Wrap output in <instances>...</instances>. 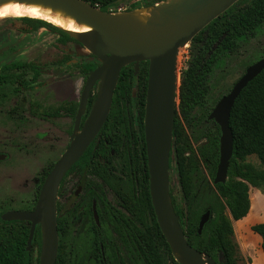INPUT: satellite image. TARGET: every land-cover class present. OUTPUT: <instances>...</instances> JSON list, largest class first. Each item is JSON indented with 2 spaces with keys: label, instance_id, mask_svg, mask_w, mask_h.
Segmentation results:
<instances>
[{
  "label": "trees",
  "instance_id": "trees-1",
  "mask_svg": "<svg viewBox=\"0 0 264 264\" xmlns=\"http://www.w3.org/2000/svg\"><path fill=\"white\" fill-rule=\"evenodd\" d=\"M84 1L92 6L107 9L112 7L117 0ZM166 1L168 0H151L145 4V7H154ZM233 8L234 6L209 24L191 42L193 54L189 60L188 68L181 77L180 104L175 116L173 150L170 155V171L175 164L180 179L183 201L181 208L173 197L172 190H170V195L174 212L180 218L184 235L189 245L211 257L218 264L237 263L234 256L236 245L233 241L235 233L232 221L243 220L249 215L251 188L264 191V170H257L253 165L247 163L249 157L254 156L260 165L264 166V71L248 84L235 102L230 118L234 146L228 180L224 184L214 185L220 160L221 132L219 126L209 120L211 112H203L209 93L208 79L219 56L235 53L239 48V41L255 37L257 30L264 24V0H252L248 6L231 15ZM21 21L24 25L22 29L24 33L30 34L46 30L60 39L78 43L65 31L45 21L29 18L21 19ZM213 47H215L214 51H212ZM211 51L212 54L207 57ZM98 66L99 64L92 62L83 65L82 72L86 76L85 78L87 79L88 75ZM17 70H30L33 73L32 82L37 83L45 72L46 66L37 63H14L3 66L0 71ZM148 70L149 62L141 63L138 75H135L133 65L122 70L107 123L97 139L70 170L68 176L76 170L79 175L86 172L90 196L87 209L91 210V199L97 201L100 209H105L103 187L112 188L110 162L113 157L110 150H114L116 155L120 151L124 153V170L128 179L131 172L143 176V182L139 183V186L135 183L134 178H130L131 187L135 189L138 186L137 192L141 193L142 191L140 196H137L136 199L129 192L130 195L123 198L124 207L130 214L129 222L124 225V229L130 235L135 236V242L132 247L128 248V259L131 256L133 258H131L132 262L131 259L129 260L130 263L181 264L162 234L150 196L144 141ZM6 79L4 74H0V87L5 84ZM135 89L136 98H133ZM96 101L97 95L90 99L87 108L88 115ZM62 110H66V108H58L52 114L55 115ZM67 111L75 116L77 105ZM199 111L202 112L203 121L207 126L202 138H199L194 145L193 138L188 134L184 122L190 125ZM136 128L140 129L142 133V145L134 143L132 140V138L134 139L133 135L138 133ZM202 140H206V144L200 145ZM107 141L108 144H106ZM201 162L207 167L211 185L204 191L208 204L196 211L191 204V199L195 187V174L198 172ZM51 169L52 166L48 173ZM92 177L98 178L101 183H96ZM93 188H98L99 192H95ZM208 211L211 212V218L205 225L202 234H199L200 219ZM226 212H229L231 217L227 216ZM136 221L141 222L142 225L139 226ZM62 223L61 217L59 218L60 230H62ZM0 224V264H7V258H10V264H31V256L26 251L28 230L19 234L20 237L16 234L15 238H10L8 241L3 233L2 224L4 222L1 218ZM113 226L117 228L115 221H113ZM251 231L261 237V249L264 253V223L252 226ZM42 236L43 233L38 231L36 238L40 246H43ZM12 246H18V251L20 250L22 254L20 258L10 254ZM42 250L39 249V257L42 255ZM13 252L16 253L17 248L13 249ZM120 260L121 264H128L124 259V254Z\"/></svg>",
  "mask_w": 264,
  "mask_h": 264
},
{
  "label": "rangeland",
  "instance_id": "rangeland-1",
  "mask_svg": "<svg viewBox=\"0 0 264 264\" xmlns=\"http://www.w3.org/2000/svg\"><path fill=\"white\" fill-rule=\"evenodd\" d=\"M150 1L117 0L110 8L96 7L114 14L141 13L147 9L144 8L145 4ZM176 1L168 0L154 7L161 8L163 14H166L171 8L177 11L189 0L175 3ZM251 1L240 0L231 10V15L248 6ZM23 28L21 20L0 21V70L3 66L14 63L44 64L46 70L36 84L32 82L33 73L30 70L0 71V74L7 77L5 84L0 87V154L7 155V159L0 162V215H4L6 211L32 209L35 206L41 183L45 180L50 167L68 149L74 132L71 118L64 117L63 113L57 116L52 113L61 106L68 107L80 101L86 82L82 72L83 65L90 62L100 64L98 59L78 43L60 39L46 30L27 34L22 32ZM238 45L235 53L219 56L213 67L208 79L209 93L203 112H212L220 99L227 95L244 75L246 69L264 58V24L257 30L255 37L241 40ZM214 50L215 47L212 51ZM192 54L191 42L180 50L177 61L180 84ZM68 60L70 62L65 65V61ZM100 90L101 81H98L91 97L98 96ZM184 126L196 145L207 125L203 121L202 112L199 111L191 124L184 122ZM206 142L202 140L199 144L204 145ZM124 159V153L120 151L110 165L112 188H107L106 192L113 205L117 204L118 195L131 190L130 179H127L121 170ZM247 163L257 170H264V166H261L254 156L249 157ZM75 179L76 177L72 176L64 182L58 197V206L61 209L70 204L68 194ZM92 179L99 183L98 179ZM210 185L207 167L201 162L195 174V187L191 199L196 211L208 204L204 191L209 189ZM170 190L181 208L183 204L181 184L175 164L170 171ZM250 200L252 208L249 219L256 218L252 222L254 225L264 222V191L251 188ZM226 214L230 217L229 212ZM251 228L252 226L246 230L238 229L233 237L236 245L234 253L236 264H253L258 254L263 255L261 243Z\"/></svg>",
  "mask_w": 264,
  "mask_h": 264
},
{
  "label": "water",
  "instance_id": "water-1",
  "mask_svg": "<svg viewBox=\"0 0 264 264\" xmlns=\"http://www.w3.org/2000/svg\"><path fill=\"white\" fill-rule=\"evenodd\" d=\"M7 1L11 0H0V3ZM56 1L77 20L93 27L95 30L93 33L65 32L97 58L101 65L89 74L81 94L71 144L46 177L35 209L32 212L8 213L3 220L30 221L32 229L29 246L36 226L41 225L43 254L40 264H55L59 247L57 201L60 185L68 171L88 150L107 122L122 70L134 64L137 74L140 64L149 62L144 131L150 196L158 225L181 264H218L211 257L189 245L180 218L175 214L172 206L170 155L181 86L177 76V61L180 50L187 43L192 42L202 30L240 0H189L177 11L173 8L169 9L170 12L166 14L162 12V18L150 22L147 39L135 35L132 26L119 18L116 13L100 10L84 0ZM263 71L264 58L246 69L244 75L235 83L232 90L220 99L209 116V120L219 126L221 132L220 160L214 185L224 184L228 180L234 146L230 118L235 102L248 84ZM98 81H101L100 93L81 128L82 117ZM6 159V155L0 154V162ZM93 209L95 219L98 221L95 205ZM210 218L209 211L201 217L199 234H202ZM201 257L206 258L205 263L201 262Z\"/></svg>",
  "mask_w": 264,
  "mask_h": 264
},
{
  "label": "flooded vegetation",
  "instance_id": "flooded-vegetation-1",
  "mask_svg": "<svg viewBox=\"0 0 264 264\" xmlns=\"http://www.w3.org/2000/svg\"><path fill=\"white\" fill-rule=\"evenodd\" d=\"M69 62H70L69 60L65 61V65H67ZM100 65L101 64H99V66ZM131 65H133L135 69V65L134 64H131ZM139 70H140V67H139ZM138 73L135 75H138ZM136 93L137 92L135 89V93L133 91V98H136ZM91 96H92V93H91ZM91 98L92 97H90V99ZM80 100H81V97H80ZM79 104H80V101L77 102L76 104H71L70 106L65 107L66 110H62L59 112V113H63L64 117H68L73 120V126H72L73 129L75 127V120H76V116L79 110ZM76 105H77L76 115L72 116L71 113L67 110H69L70 108ZM88 105H89V102H88ZM59 113L55 114V116L59 115ZM88 116L89 115L87 114V109H86L82 117V120H81V128L87 121ZM136 129L138 133L133 135L134 139L132 138V140L134 143H139V144L141 143L142 145V133L140 132V129L138 128ZM72 136H71V141H72ZM144 141H145V131H144ZM106 144H108V141L106 142ZM145 146H146V141H145ZM121 150L123 151V149ZM110 154L113 157V159L111 160L112 162L114 158L116 157V153L114 152V150H110ZM56 163L52 166V169L56 165ZM70 170L68 171V173L70 172ZM121 170L126 176L124 166L121 168ZM68 173L66 174L64 180L62 181L60 185L58 197L60 195L61 187H63L64 182L72 176H75L76 179L74 180L72 187L69 189L70 193L68 194V198H69L70 204L68 206H64L61 209L58 206V201H57L59 247H58V253H57L55 264H121L120 258L121 256H123V254H124L125 261L128 262V264H131L129 260L132 258V256L130 259H128L127 255L129 253L128 248L132 247V244L135 242V236L130 235L124 229V225L127 222H129L128 216H130V214L128 213L127 209L124 207L123 198L125 197L127 198V196H129L130 193H132L133 197L136 199H137V196H140L142 191L141 193L140 192L138 193L137 189H138L139 183L143 182V176L139 173L136 174L134 172H131L130 178L131 179L134 178L135 179L134 181L135 183L138 184V186L135 189L131 187V190L129 191L130 193L127 192V193H124L123 195H118L116 205H113L112 202L109 200V197L107 196L106 190L109 187L104 186L103 196L106 202L105 209L104 208L100 209L98 207L97 201L95 199L94 200L91 199V202H92L91 210H89L87 209V207L89 205L90 196H89V188L87 187L88 176L86 172L84 174L79 175V172L76 170L73 173L69 174V176H68ZM92 178L98 179L96 177H92ZM44 181L40 185L38 197H37L35 206L32 209L31 208H28V209L19 208V209L9 211V212L6 211L4 215H0V218L3 220V217L6 214L11 213V212H32L36 207L39 194L44 184ZM99 183H101L100 180H99ZM93 190L95 192H99L98 188H93ZM134 191H136L138 194L137 193L135 194ZM94 205H95V211L98 217V221H96L95 219L94 209H93ZM61 217L63 220V223L61 224L62 230L59 229V218ZM113 221L116 222L117 228H114ZM3 222H4V224H2L3 233L8 241H10V238H15L16 234L18 237H20L19 234H22L24 233L25 230H28L26 251L29 252L31 256V260H32L31 264H40L42 255L39 257L38 253H39V249L40 250L43 249V246L42 245L40 246L39 241H37L36 236H37L38 231L40 233L41 232L43 233L42 226L41 225L36 226L34 236L31 242V246H29L28 241H29V236H30V232L32 229V224L30 221L3 220ZM137 223L139 226L142 225L141 222L139 221H136V224ZM41 239L43 241V236ZM127 242L129 246L127 245ZM15 248H17L16 253L13 252V249ZM11 249H12L11 252L9 251L10 254L12 255L14 254L15 257L17 258L21 257L22 254L20 253V250L18 251V246L17 247L12 246ZM41 252L43 254V250ZM132 259H131V262H132ZM7 260H8L7 264H10V261H11L10 258H7Z\"/></svg>",
  "mask_w": 264,
  "mask_h": 264
},
{
  "label": "bare ground",
  "instance_id": "bare-ground-1",
  "mask_svg": "<svg viewBox=\"0 0 264 264\" xmlns=\"http://www.w3.org/2000/svg\"><path fill=\"white\" fill-rule=\"evenodd\" d=\"M180 1L177 0L175 3H179ZM117 16L132 26L135 35L147 39L149 37L150 22L162 18V11L161 8L156 9L151 7L142 10L141 13H118ZM22 18L45 21L63 31L75 34L93 33L95 31L93 27L77 20L73 14L56 0L51 2L11 0L0 3V21L19 20ZM201 262L205 263L206 258L201 257Z\"/></svg>",
  "mask_w": 264,
  "mask_h": 264
},
{
  "label": "crops",
  "instance_id": "crops-1",
  "mask_svg": "<svg viewBox=\"0 0 264 264\" xmlns=\"http://www.w3.org/2000/svg\"><path fill=\"white\" fill-rule=\"evenodd\" d=\"M251 208H252V205H251ZM250 214H251V210H250L249 215L246 218H244L243 220H240V221H232L233 222V228H234L235 235L237 234L238 229H242L243 228V230H246L250 226H254V223H252V222H254L256 220V218H252L251 217L249 219ZM260 223H264V222H260ZM260 223H258V224H260ZM255 225H257V224H255ZM256 236H257V239H259L260 243H262L261 237L258 236V235H256ZM262 253H263V251H262ZM252 263L253 264H264V253H263V255H259L258 254L257 257L254 258V260H253Z\"/></svg>",
  "mask_w": 264,
  "mask_h": 264
}]
</instances>
